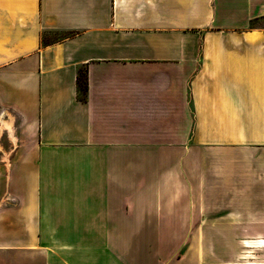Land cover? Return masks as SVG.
Masks as SVG:
<instances>
[{
  "label": "crops",
  "instance_id": "0c3cea01",
  "mask_svg": "<svg viewBox=\"0 0 264 264\" xmlns=\"http://www.w3.org/2000/svg\"><path fill=\"white\" fill-rule=\"evenodd\" d=\"M255 19L264 0H0V264H223L264 236Z\"/></svg>",
  "mask_w": 264,
  "mask_h": 264
},
{
  "label": "rangeland",
  "instance_id": "374dc122",
  "mask_svg": "<svg viewBox=\"0 0 264 264\" xmlns=\"http://www.w3.org/2000/svg\"><path fill=\"white\" fill-rule=\"evenodd\" d=\"M255 27H263L264 21H261L255 24ZM65 37L63 33H44L42 36L43 39H46L47 42L56 41L58 39H62ZM264 239V236L259 235H242L237 238L238 241V250L233 255L232 259L225 261L223 264H264V247L260 245V240ZM249 243L252 247H245L244 245ZM220 249L219 255H221L222 259H226L229 256V253L226 251L224 247L217 245ZM214 264V261L213 263Z\"/></svg>",
  "mask_w": 264,
  "mask_h": 264
},
{
  "label": "trees",
  "instance_id": "16d2710c",
  "mask_svg": "<svg viewBox=\"0 0 264 264\" xmlns=\"http://www.w3.org/2000/svg\"><path fill=\"white\" fill-rule=\"evenodd\" d=\"M255 24H257V20H252L249 23V28L255 27ZM43 44H48L49 42L46 41V39H43ZM76 87L78 91V95L80 100L85 101L86 100V94H87V73L85 69H79L77 76H76Z\"/></svg>",
  "mask_w": 264,
  "mask_h": 264
},
{
  "label": "bare ground",
  "instance_id": "6f19581e",
  "mask_svg": "<svg viewBox=\"0 0 264 264\" xmlns=\"http://www.w3.org/2000/svg\"><path fill=\"white\" fill-rule=\"evenodd\" d=\"M0 122H2L1 126H3L2 128L0 127V129H3L4 127L6 128V127H8V125H9V124L7 125L6 123H4L2 120H0ZM5 128H4V129H5ZM260 245H261L262 247H264V239H261V240H260ZM244 246H245V247H249V248L252 247L249 243H246ZM247 264H252V263H247Z\"/></svg>",
  "mask_w": 264,
  "mask_h": 264
}]
</instances>
